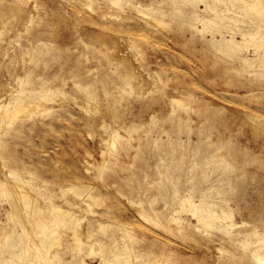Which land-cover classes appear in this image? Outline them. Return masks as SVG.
I'll list each match as a JSON object with an SVG mask.
<instances>
[{
  "label": "rangeland",
  "instance_id": "1",
  "mask_svg": "<svg viewBox=\"0 0 264 264\" xmlns=\"http://www.w3.org/2000/svg\"><path fill=\"white\" fill-rule=\"evenodd\" d=\"M245 1L0 0V107L45 99L0 129V264H259L264 0ZM222 34L240 48H217ZM84 90L100 112L78 107ZM20 185L58 245L26 220L13 246ZM211 213L212 226L197 221Z\"/></svg>",
  "mask_w": 264,
  "mask_h": 264
},
{
  "label": "bare ground",
  "instance_id": "2",
  "mask_svg": "<svg viewBox=\"0 0 264 264\" xmlns=\"http://www.w3.org/2000/svg\"><path fill=\"white\" fill-rule=\"evenodd\" d=\"M116 1V0H115ZM117 1H119V0H117ZM247 1V0H246ZM245 1V3H244V5H245V7H252V6H254V4H251L250 2H246ZM29 2V1H28ZM120 4V3H119ZM35 6V5H34ZM258 12H260V13H262V11L261 10H259ZM257 13V12H256ZM144 17V16H143ZM170 17V16H169ZM147 19H149V18H147ZM151 19V18H150ZM154 19V18H153ZM152 20V19H151ZM86 21H88L87 19H86ZM90 22H91V20H89ZM209 21V20H208ZM156 22V21H155ZM210 22V21H209ZM159 22H157V24H158ZM162 23V22H161ZM96 24V23H95ZM94 24V25H95ZM120 24V23H119ZM160 24V23H159ZM163 24V23H162ZM162 24H161V26H162ZM165 24V23H164ZM107 26V25H106ZM120 26V25H119ZM164 26V25H163ZM162 26V27H163ZM164 27H166V26H164ZM107 29V28H106ZM120 29H121V27H120ZM203 29V28H202ZM128 30H129V28H128ZM112 31V30H111ZM135 31V30H134ZM202 31V30H201ZM117 33H118V31H116ZM125 32V31H124ZM121 33V32H120ZM135 33V32H134ZM136 34V33H135ZM150 35V34H149ZM244 35V37H245V35L246 34H243ZM247 36V35H246ZM102 39V38H101ZM213 39H216L218 42H219V45H217V48H222V49H224V48H229L230 50H236V49H238V48H240V42H237L236 41V39H235V34H233V35H229V36H226V35H224V34H222L221 36H220V39H218L217 37H215V36H213ZM155 40H157V39H155ZM102 41V40H101ZM112 42H113V40H111ZM144 41V40H143ZM150 41V40H149ZM161 42V41H160ZM115 43H116V41H115ZM115 43H113V44H115ZM118 43V42H117ZM147 44V43H146ZM115 45H117V44H115ZM115 45L113 46V47H115ZM149 46H150V44H148ZM167 45V44H166ZM120 46V45H119ZM140 46V45H139ZM164 46V45H163ZM131 48V47H130ZM142 48V47H141ZM150 48V47H149ZM115 49H119L118 47L116 48L115 47ZM114 49V50H115ZM129 49V48H128ZM107 50H108V48H107ZM116 51V50H115ZM102 52V51H101ZM118 53H119V51H117ZM131 52V51H130ZM105 53V52H104ZM113 53H115L114 51H113ZM116 54V53H115ZM127 54V53H126ZM120 55H122V54H120ZM120 57V56H119ZM112 58V57H111ZM134 58V57H133ZM136 58V57H135ZM175 58V57H174ZM121 59V58H120ZM174 60V59H173ZM118 65H119V63H118ZM117 65V66H118ZM170 64H168V66H169ZM168 66H162V67H168ZM135 67V66H134ZM172 67H175V66H172ZM176 68V67H175ZM128 69L130 70V68L128 67ZM173 69V68H172ZM179 69H181V68H179ZM118 71V70H117ZM136 71V70H135ZM182 71H184V70H182ZM188 71V70H187ZM185 72V71H184ZM136 74V73H135ZM175 74V73H174ZM176 75V74H175ZM171 76V75H170ZM174 76V75H173ZM96 77V76H95ZM156 77V76H155ZM172 77V76H171ZM138 78V77H137ZM176 78V77H175ZM20 80H21V77L19 78ZM18 79V80H19ZM156 79V78H155ZM168 80L170 79V78H167ZM19 80V81H20ZM24 81V80H23ZM230 81V80H229ZM228 84V83H227ZM7 88V87H6ZM154 90V89H153ZM47 92V94H55L56 93V90H48V91H46ZM13 93V92H12ZM42 93H44V92H42ZM210 94V93H209ZM35 95H36V90H33V91H27V92H23V93H21L18 97H17V99H16V101L14 102V105L13 106H10V107H0V129H2V126L5 124V127H8V126H6V125H8V124H6V123H12V122H14L16 119H18V117L20 116V114L21 115H23L22 114V112H24L25 110H27V109H29L31 106H33V105H38L39 104V102L40 101H43V100H45L44 98H42V97H35ZM75 96V95H74ZM9 99V98H8ZM71 99V98H70ZM72 99L76 102V103H78V98L75 96V97H72ZM83 103H82V105H79V103H78V107L80 106L85 112L87 111V112H100L101 111V109L100 108H98V107H95L94 109L90 106V104H91V102H94L95 104L98 102V100L94 97V95H92V93H88L86 90H84V92H83ZM228 99H230V98H228ZM177 103H178V101L177 100H175ZM235 101V100H234ZM43 102H45V101H43ZM61 102V101H60ZM227 102V101H226ZM232 102H233V100H232ZM234 103V102H233ZM183 105V104H182ZM77 106V105H76ZM220 106H222L223 107V105H220ZM239 107H240V105H239ZM248 107H250V106H248ZM33 108V107H32ZM37 108H41V107H36V109ZM183 108V107H182ZM244 108V107H243ZM36 109H35V111H36ZM38 110V109H37ZM249 110V109H248ZM252 110V109H251ZM28 112H29V110H27ZM47 111V110H46ZM27 113V112H26ZM34 113V112H33ZM37 115H38V113H36ZM97 115V114H96ZM95 115V116H96ZM253 117V116H252ZM251 117V118H252ZM248 118V117H247ZM253 118H256V117H253ZM8 119V120H7ZM250 119V118H249ZM251 121L253 122V120L251 119ZM254 123V122H253ZM256 123V122H255ZM12 124H14V123H12ZM261 125V124H260ZM11 126V125H10ZM104 127V126H103ZM81 128V127H80ZM256 128V127H255ZM61 129V128H60ZM58 133H59V131H57ZM135 133H136V131H134ZM117 137V136H116ZM104 143H107V142H105L104 141ZM110 144V143H109ZM112 146L114 145V144H111ZM107 146H108V144H107ZM116 146V145H115ZM109 147V146H108ZM65 148V147H64ZM110 148H112V147H110ZM108 149V148H107ZM117 149V148H116ZM65 150H66V148H65ZM64 150V151H65ZM112 150H113V148H112ZM116 152V151H115ZM115 152H114V154H115ZM44 153H46V151L44 152ZM48 153V152H47ZM65 153V152H64ZM66 153H67V151H66ZM65 153V154H66ZM109 153V152H108ZM107 153V154H108ZM113 153V152H112ZM68 154V153H67ZM61 155V154H60ZM103 155H104V153H103ZM108 155H110V154H108ZM59 157V156H58ZM57 158V157H56ZM64 158H66V157H64ZM91 158V157H90ZM64 162V161H63ZM102 162V161H101ZM45 163V162H44ZM44 163H43V165H44ZM106 163V162H105ZM84 164V163H83ZM46 165V164H45ZM56 165V164H55ZM53 168V167H52ZM61 170V169H60ZM59 170V171H60ZM102 171V170H101ZM1 173V172H0ZM14 172H12V171H9V175H11L12 176V178H16L15 176H14ZM11 176H10V178H11ZM14 176V177H13ZM24 180V179H23ZM69 180H72V179H69ZM68 180V181H69ZM78 180V179H77ZM82 180V179H81ZM83 181H85L84 179H83ZM1 182V181H0ZM9 182V181H8ZM12 182H14V181H12ZM90 182V181H89ZM11 183V182H10ZM20 183H22V182H20ZM12 184V183H11ZM1 185L4 187V186H8L7 184H5V182H1ZM10 185V184H9ZM12 186V185H11ZM14 186V185H13ZM15 186H16V184H15ZM24 187H25V185H23ZM22 185H20V186H18V189L16 190H13V191H15V195H16V197L13 195L14 194V192L12 193L11 192V194H8V199H9V202H10V211L8 212V217L9 218H11V219H13L12 221H15V224H14V222H13V224H14V226H19V227H21L22 228V231H23V233H17L16 234V236H15V238H16V241L17 242H14V243H16V244H13V246H15V245H17V244H19V243H21L22 242V244H23V237H24V235H25V232H27V229H28V227H26L25 225H24V223H26V220L27 221H29V223L31 224V226H33L34 228H35V230H34V233H35V236L37 237V238H39L40 240H41V244H44V245H50V246H53V245H58V241L60 240L58 237V239L55 237V239L53 238V239H51V238H49V232H47V231H49L48 229H50V227H49V224H48V222L46 221L47 220V214L44 212V210L42 209V207H40V205L38 204V203H35V202H32V200L31 199H33L34 197L32 196V194L29 192V191H27L24 187H23ZM71 188V187H70ZM9 189V188H8ZM69 191L71 192V190L69 189ZM73 195H74V193H73ZM88 195V194H87ZM9 196L11 197V199L9 198ZM83 197V196H82ZM87 197V196H86ZM88 198H90L89 197V195H88ZM88 198H86V199H88ZM79 199H81V198H79ZM97 200V199H96ZM39 201V200H38ZM81 201V200H80ZM100 201V200H99ZM120 201V200H119ZM118 201V202H119ZM121 202V201H120ZM119 202V203H120ZM122 203V202H121ZM187 203H188V205H191V202L188 200L187 201ZM129 204V203H128ZM129 205H132L131 203L129 204ZM185 205V204H184ZM22 206V207H21ZM123 206V205H122ZM134 206V205H133ZM184 208V207H183ZM195 208V207H194ZM141 209V208H140ZM25 210H27L26 211V217L24 218V215H22V213H24V211ZM28 210H30V211H28ZM47 210V209H46ZM59 212H58V211ZM23 211V212H22ZM54 211H55V213H54ZM63 211H65V213L66 212H69V209H65V208H60V207H57V208H54L53 209V214H54V217H56L57 216V214L58 213H60V212H63ZM73 211V210H72ZM197 211V213H198V211H199V209H197L196 210ZM94 212H96V211H94ZM111 212H113V211H111ZM120 212H121V209H120ZM181 212V211H180ZM71 214L73 213V212H70ZM75 214V213H74ZM77 214V213H76ZM62 215V214H61ZM74 216H76V215H74ZM212 216H214V217H219L218 215H216V214H213V213H211L210 214V216H206V217H204V216H198L199 217V220H197V221H199L200 223H202V224H204V225H208V226H212V224L210 223V219H211V217ZM53 217V216H52ZM221 217V216H220ZM65 218V217H64ZM78 218V217H77ZM134 218V215H133V217H132V219ZM222 218L225 220V222H227V225H225V227L226 228H224L225 229V231H226V229H233L237 224L233 221V219H232V216L229 214V213H226L225 211L223 212V216H222ZM83 219V218H82ZM135 219V218H134ZM198 219V218H197ZM71 220V219H70ZM11 221V222H12ZM69 221V220H68ZM76 221V223H77V221L78 220H75ZM79 221H80V219H79ZM116 221H117V219H116ZM115 221V222H116ZM222 221V220H221ZM100 223V222H99ZM53 224V223H52ZM81 223H79V225H80ZM82 224H83V222H82ZM138 224V223H137ZM29 225V224H28ZM54 225H55V222H54ZM105 225V224H104ZM119 225V224H118ZM51 226V225H50ZM122 226V225H121ZM143 226V225H142ZM156 226V225H155ZM80 227V229H81V225L79 226ZM55 228H57V227H55ZM58 228H59V226H58ZM57 228V229H58ZM124 228V227H123ZM138 228V227H137ZM146 228V227H145ZM29 231H30V229H28ZM59 230V229H58ZM82 230V229H81ZM55 231H57V230H55ZM76 231H78V230H76ZM148 231V230H147ZM166 231V230H165ZM21 232V231H20ZM151 232V231H150ZM154 232V231H153ZM33 233V232H32ZM48 233V234H47ZM56 233V232H55ZM30 234V233H29ZM74 234V233H73ZM52 235V234H51ZM126 235H129V233L127 234V232H126ZM158 235V237H159V234H157ZM72 237V236H71ZM75 237H76V239L74 240L75 241V245L77 244V246H78V248L82 245V243H84V241H83V239H82V237H81V235H79V234H77V232H76V234H75ZM161 237V236H160ZM190 237V236H189ZM32 238H34V236H32ZM73 238V237H72ZM35 239V238H34ZM62 240V239H61ZM167 240V239H166ZM195 240V239H194ZM261 240V239H260ZM36 241V240H35ZM73 241V242H74ZM248 241V240H247ZM25 243H27L28 241H24ZM29 242H31V241H29ZM63 242V241H62ZM171 242V241H170ZM258 242V240H256V241H254V242H252L251 241V243H248L247 245H246V247H250V245L252 244H255V243H257ZM261 242V241H260ZM176 243V242H175ZM247 243V242H246ZM62 244V243H61ZM74 244H73V246H74ZM39 245V244H38ZM179 245V244H178ZM40 246V245H39ZM38 246V247H39ZM40 248V247H39ZM11 249V248H10ZM258 249H254L253 251H255V253H254V259L259 263V264H264V257H262L261 255H259L258 253H256V251H257ZM39 251L41 252L42 251V248H40L39 249ZM15 253H17V252H15ZM42 254V256L43 257H45L44 256V254H43V252L41 253ZM122 254V253H121ZM124 255V254H123ZM40 256V255H39ZM124 256H126V255H124ZM42 257V258H43ZM122 257V256H121ZM123 258V257H122ZM128 258V257H127ZM130 259V258H129ZM128 260V259H127ZM126 260V261H127ZM129 261V260H128ZM130 264V263H129ZM146 264V263H145Z\"/></svg>",
  "mask_w": 264,
  "mask_h": 264
}]
</instances>
